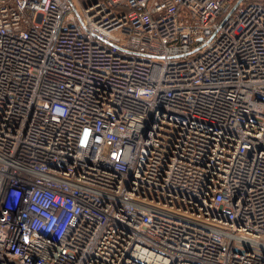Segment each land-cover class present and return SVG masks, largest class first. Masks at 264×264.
Here are the masks:
<instances>
[{"label":"built area","instance_id":"2783aa9c","mask_svg":"<svg viewBox=\"0 0 264 264\" xmlns=\"http://www.w3.org/2000/svg\"><path fill=\"white\" fill-rule=\"evenodd\" d=\"M0 264H264V0H0Z\"/></svg>","mask_w":264,"mask_h":264}]
</instances>
